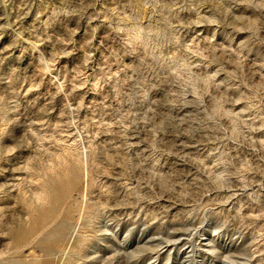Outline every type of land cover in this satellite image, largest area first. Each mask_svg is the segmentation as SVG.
Wrapping results in <instances>:
<instances>
[{
  "label": "rangeland",
  "instance_id": "obj_1",
  "mask_svg": "<svg viewBox=\"0 0 264 264\" xmlns=\"http://www.w3.org/2000/svg\"><path fill=\"white\" fill-rule=\"evenodd\" d=\"M0 264H264V0H0Z\"/></svg>",
  "mask_w": 264,
  "mask_h": 264
}]
</instances>
